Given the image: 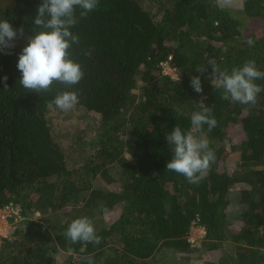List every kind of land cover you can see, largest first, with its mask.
I'll list each match as a JSON object with an SVG mask.
<instances>
[{
	"label": "trees",
	"instance_id": "1",
	"mask_svg": "<svg viewBox=\"0 0 264 264\" xmlns=\"http://www.w3.org/2000/svg\"><path fill=\"white\" fill-rule=\"evenodd\" d=\"M41 3L0 0V20L24 29L14 48L0 52V210H18L7 219L13 230L0 237V264H55L69 247L77 264L87 256L96 264H168L154 260L162 250L219 254L202 264H264V91L254 106L242 105L222 99L211 80L212 63L230 72L255 60L264 71V28L242 33L245 19L264 24V0H99L72 29L80 44L69 51L84 78L37 94L20 85L16 65L40 30L33 18ZM169 57L176 80L161 70ZM193 76L202 94L191 87ZM255 83L264 88V80ZM64 91L98 117L89 134L53 131L60 109L47 105ZM204 107L217 120L210 133L204 126L216 160L191 184L166 171L173 155L166 137L177 125L190 130L192 113ZM233 206L241 211L231 215ZM82 217L102 237L99 245L65 238ZM193 226L204 232L195 247Z\"/></svg>",
	"mask_w": 264,
	"mask_h": 264
},
{
	"label": "clouds",
	"instance_id": "2",
	"mask_svg": "<svg viewBox=\"0 0 264 264\" xmlns=\"http://www.w3.org/2000/svg\"><path fill=\"white\" fill-rule=\"evenodd\" d=\"M99 0H42L33 18V25L40 29L28 37L27 45L19 54L16 65L21 73L20 85L28 92L40 94L52 90L56 83L71 87L84 78L81 65L71 58L70 49L80 44V38L72 31L80 19L87 18L89 13L98 9ZM79 10V16H77ZM24 35V29H14L7 20H0V52L15 47L14 41ZM249 39V47L254 46ZM5 54H11L6 52ZM86 55L90 53H85ZM214 86L223 89L222 99L242 105H255L258 95L264 91L257 80H264V71H260L255 60H247L242 66L233 67L231 71L221 70L215 63L211 64ZM203 74L205 67L195 69ZM8 77H3L7 89ZM191 87L197 94H202L203 88L200 76L191 78ZM79 103L76 92L64 91L58 93L47 105L67 112ZM191 129L182 130L176 126L167 135L168 145H171L172 159L166 164V171L183 175L191 184H198L204 175L211 170L216 160L215 151L210 148L204 135V126L210 133L217 126V120L211 107L193 112L190 117ZM101 211L107 215L109 210L101 202ZM65 238L71 244L89 243L99 245L102 237L96 234L92 221L87 217L74 219L65 232ZM69 254L74 249H67ZM86 264H96L92 256L83 258Z\"/></svg>",
	"mask_w": 264,
	"mask_h": 264
},
{
	"label": "rangeland",
	"instance_id": "3",
	"mask_svg": "<svg viewBox=\"0 0 264 264\" xmlns=\"http://www.w3.org/2000/svg\"><path fill=\"white\" fill-rule=\"evenodd\" d=\"M264 28V24L259 21H243L242 26V33L248 34L253 32L255 29ZM96 115H87L84 113L83 110L76 108L75 106L67 111L55 112L54 116L52 117V129L55 131L56 135H62L64 133L75 136L77 134L81 135L83 132H87L89 134V129L95 126V122L97 121ZM233 158V157H232ZM230 214L238 213L241 211L240 208L231 207L229 210ZM32 219L37 220L38 214L33 215ZM111 219V216L106 217V220ZM0 227H4L3 223H0ZM7 235V232H6ZM204 232L198 226H193L189 232L188 239L191 241L192 247L199 245L203 240ZM76 256L69 255L65 253H57L55 255V264H77ZM219 258V254L217 255H210L207 253L202 254L200 258H197L196 254H191L190 256H181V255H173L170 251H160L154 257L155 261L163 260L168 264H202L204 261L207 260H216Z\"/></svg>",
	"mask_w": 264,
	"mask_h": 264
},
{
	"label": "built area",
	"instance_id": "4",
	"mask_svg": "<svg viewBox=\"0 0 264 264\" xmlns=\"http://www.w3.org/2000/svg\"><path fill=\"white\" fill-rule=\"evenodd\" d=\"M170 57L167 59V61L160 64L162 73L169 76L172 79H177V74L175 68L171 67L169 65L170 63ZM11 215L18 216V210L13 208H5L0 210V223H3L4 227H0V237H6L9 232L13 230V227L9 224V221L7 220L8 217ZM15 217V218H16ZM7 232V235H6ZM188 241L191 243V241L188 239Z\"/></svg>",
	"mask_w": 264,
	"mask_h": 264
}]
</instances>
